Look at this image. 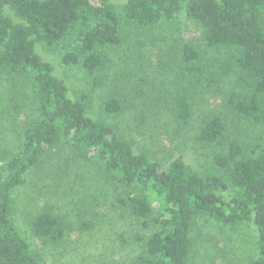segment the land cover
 <instances>
[{
	"label": "trees",
	"instance_id": "16d2710c",
	"mask_svg": "<svg viewBox=\"0 0 264 264\" xmlns=\"http://www.w3.org/2000/svg\"><path fill=\"white\" fill-rule=\"evenodd\" d=\"M263 10L264 0H0V81H13L20 93L26 88L30 94L15 146L0 157V264H44L12 220L13 193L51 160L62 157L60 168H67L62 151L93 165L118 191L113 204L140 224L142 232L134 237L140 254L126 264H187L202 220L248 229L255 255L246 264H264V150L249 153L225 119L211 113L200 118L195 134L202 146L215 149L210 168L196 170L181 155L162 164L95 117L85 95L72 96L38 51L59 49L64 65L92 75L105 50L183 14L201 29L203 42L228 53L236 67L237 88L225 96L224 106L238 120L260 125ZM180 59L188 83L199 87L197 49L184 43ZM193 105L191 93L178 90L174 119L187 125ZM122 109L118 97H108L101 111L112 115ZM30 231L53 245L66 238L59 214L50 208L37 212Z\"/></svg>",
	"mask_w": 264,
	"mask_h": 264
},
{
	"label": "rangeland",
	"instance_id": "374dc122",
	"mask_svg": "<svg viewBox=\"0 0 264 264\" xmlns=\"http://www.w3.org/2000/svg\"><path fill=\"white\" fill-rule=\"evenodd\" d=\"M262 21L264 24V10ZM184 43H191L199 53L203 77L195 89L180 63ZM38 51L54 66L56 75L66 81L72 96L85 95L95 117L114 125L134 141L135 147L162 164L181 155L196 170L210 168L215 149L202 146L195 134L200 118L211 113L225 119L249 153L264 150V123L253 125L238 120L224 106L225 96L237 88V71L230 55L207 46L201 29L183 14L133 33L123 45L105 50L102 66L92 75L64 65L63 51L59 49ZM13 83L0 81V157L13 150L30 100L28 89L20 93ZM178 90L190 92L194 98L187 125L179 124L172 115ZM108 97H118L123 102L121 112L109 115L101 111ZM64 152L67 168H60L62 157L51 160L32 170L24 184L15 189L13 222L44 264H126L140 254V245L134 239L142 232L140 224L113 204L118 191L93 165ZM43 208L59 214L65 228L66 238L55 245L35 238L30 231L31 219ZM197 226L199 235L187 264H246L254 257L248 229L231 230L211 220H202Z\"/></svg>",
	"mask_w": 264,
	"mask_h": 264
}]
</instances>
